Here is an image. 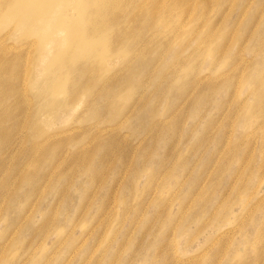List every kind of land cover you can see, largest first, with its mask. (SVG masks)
I'll use <instances>...</instances> for the list:
<instances>
[{"label": "rangeland", "instance_id": "obj_1", "mask_svg": "<svg viewBox=\"0 0 264 264\" xmlns=\"http://www.w3.org/2000/svg\"><path fill=\"white\" fill-rule=\"evenodd\" d=\"M15 1L0 0V55L24 59L16 80L0 63V264H264V0H128L153 12L122 13L136 40L82 47L56 96L30 72L46 18L20 21Z\"/></svg>", "mask_w": 264, "mask_h": 264}, {"label": "bare ground", "instance_id": "obj_2", "mask_svg": "<svg viewBox=\"0 0 264 264\" xmlns=\"http://www.w3.org/2000/svg\"><path fill=\"white\" fill-rule=\"evenodd\" d=\"M86 1L88 3L85 2V0L76 1V3L79 4V8H80L78 13V18H81V20L83 21L82 25L78 27L75 26V20L71 22V21H67L66 19H63L62 18L63 16L60 17V10L62 3H65L60 0H16L14 2L17 4H15L13 8L17 10L18 15H16V17L19 16L20 21L25 19V15L30 13H31V17H33L34 15L38 19H42L44 17L46 18L44 25L41 26L40 23L39 25L40 27H38L35 31L31 32L30 33L31 36H29V37L38 38V41L37 40L36 41L39 42L38 48L34 53V62L32 63L30 69L31 73L32 71L33 73H36V77L34 78L33 81L36 94H41L42 92H44V90L48 88L52 84V82L57 81L58 79H59V83L56 90L54 89L55 92L53 94H55L56 96L57 93L59 92L63 93L67 90L66 85L70 84L69 81H71L73 77V74L71 73L70 69L74 68L77 65V62L79 61L75 57L73 59V56L77 55L78 52L82 49V47L87 48V46H92L93 48V46H96L97 48V47H101L102 45L107 46V44H111L110 42L112 39H114L115 43L117 44L118 42L124 44L129 41H133L135 39V36L133 37V33H131L132 29L130 28L123 29L122 27L117 25V22L120 21V17L122 16V13L125 14L128 13V11H132L130 15H126V16H127V20L133 24L139 23L141 20H147L150 16L153 15V12L151 15H149L148 9L151 10L149 6L142 7L143 12L141 13V15H138L140 9L138 11L136 9L125 10L126 4L128 5L127 3L128 0H86ZM83 5L86 6L87 8L86 7L83 8ZM13 8L12 11L9 10V13L7 14V18H11L12 17L11 14L15 13V10H13ZM179 14L180 16L182 14L180 10L178 11V15ZM144 16L145 18L143 19ZM35 26L37 27L38 25L35 24ZM54 29H56V32L59 33L57 34L58 36H61L62 33L64 32H69L67 34V38L61 37L58 39L56 37L58 40H56L53 37L42 38L41 37L42 33H38L41 32V30L50 32L51 30ZM119 46L120 45H118V47ZM85 53L86 52L84 51L82 54L84 55ZM98 55H100L99 52ZM13 61H16V63L19 64L18 70L14 73L12 77V79L16 80L20 74L19 72L20 69L24 67V62H23L24 59H21L20 57H14V56L5 57L3 55H0V63L3 64L4 67L11 65L10 63ZM93 61L94 62H92L90 65L92 64H96V65L95 67L93 65L91 67L92 75H94L93 73L95 72V70L98 69L96 67L98 63H100L99 68L101 69H99L100 71L97 72L101 73L102 69L104 68V63L106 61L105 58L97 57L96 59H93ZM71 65L73 67H70ZM8 69H10V67H8L6 71ZM64 71H66L67 73L62 74ZM99 84L100 83L98 82V85ZM90 86L92 85L90 84ZM1 90L2 88L0 89V93H2ZM120 109L122 110V108Z\"/></svg>", "mask_w": 264, "mask_h": 264}]
</instances>
